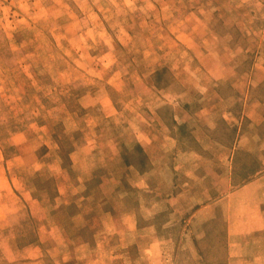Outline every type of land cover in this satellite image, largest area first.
Instances as JSON below:
<instances>
[{
  "label": "rangeland",
  "instance_id": "374dc122",
  "mask_svg": "<svg viewBox=\"0 0 264 264\" xmlns=\"http://www.w3.org/2000/svg\"><path fill=\"white\" fill-rule=\"evenodd\" d=\"M260 64L264 0H0V264L72 263L74 212H161L116 156L171 144L155 112L180 89L226 97Z\"/></svg>",
  "mask_w": 264,
  "mask_h": 264
},
{
  "label": "crops",
  "instance_id": "0c3cea01",
  "mask_svg": "<svg viewBox=\"0 0 264 264\" xmlns=\"http://www.w3.org/2000/svg\"><path fill=\"white\" fill-rule=\"evenodd\" d=\"M229 84L226 97L202 86L180 89L175 102H163L159 109L168 111L155 117L171 144L159 150L150 139V160L141 144L147 162L127 163L120 152L116 156L125 170L144 175L150 168L146 187L130 189L161 200L162 211L150 210L145 219L135 208L74 212L78 221L68 226L74 237L66 245L75 256L67 262L75 264L78 257L79 264H123L122 259L128 264H264V64L239 72ZM159 170L161 192L152 182ZM120 196L118 201L127 198ZM140 201H134L136 207ZM144 232L150 238L140 241ZM35 249H41V241ZM98 250L105 254L97 258Z\"/></svg>",
  "mask_w": 264,
  "mask_h": 264
}]
</instances>
